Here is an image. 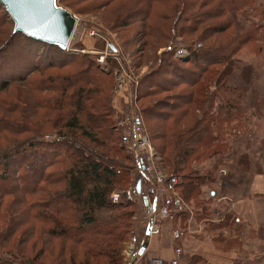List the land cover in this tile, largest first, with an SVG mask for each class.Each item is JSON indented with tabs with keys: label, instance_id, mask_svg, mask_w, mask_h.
I'll list each match as a JSON object with an SVG mask.
<instances>
[{
	"label": "trees",
	"instance_id": "trees-1",
	"mask_svg": "<svg viewBox=\"0 0 264 264\" xmlns=\"http://www.w3.org/2000/svg\"><path fill=\"white\" fill-rule=\"evenodd\" d=\"M109 1L58 0L62 6L81 13L96 11ZM140 3H143L141 7L125 11L121 16L138 22L137 32L165 40L167 49L171 50L166 62L159 60L160 71L138 81L136 97L140 100L175 88L179 90L172 101L157 104L152 113L165 126L163 146L175 154L176 160L166 161L167 165L171 161V175L181 178L179 191L185 199H198L203 184L214 180L218 161L221 162L231 149L223 137L226 127L243 115L239 95L227 84V78L235 68L233 56L243 47L250 45L256 52L264 49V0H140ZM0 12V36L5 34L0 41V96L14 83L27 89L24 102L0 98V101L9 102L5 104L4 113L10 115V118L0 115V134L29 135L16 143L13 153L0 155V222L7 233H14L21 225V217L13 218L15 213L28 216L32 221L48 224L47 233L51 237L72 241L84 255L105 258L108 264H116L120 259L117 245L130 232L133 216V211L127 208L131 200L112 203L109 198L115 181L121 183L126 178L125 173H116L117 166L123 164L114 161L105 151L100 154L103 158L98 160L92 152L86 154L66 139L43 141L36 135L41 132V126H58L72 134L83 135L104 150L121 152L124 146L115 142L110 118L113 113L108 99L112 89L111 71L105 72L89 55L65 53L56 45L13 32V22L1 3ZM154 17L156 22L152 21ZM120 21L122 18L115 22L118 25ZM7 22L11 24L9 33L3 28ZM123 26L124 23L121 28ZM202 27L199 40L222 33H228L229 39L213 45L212 49H204L201 45L202 50L191 51L184 63L187 65L179 66L181 59H171L175 38L179 36L188 41V37ZM27 52H35L36 61ZM51 54L54 57H50ZM68 67L72 69L56 74L48 72ZM248 69L243 73L247 82ZM26 95L31 104H27ZM196 111L200 116L191 123V130L186 134L173 133L175 122ZM15 114H19L18 117H14ZM184 138L188 145L182 142ZM110 141L113 143L109 144ZM104 155L115 168H109ZM213 158L215 162L209 168L193 166V163L203 164ZM242 159L245 162H241ZM240 163L248 166L246 155L240 156ZM27 174H32L28 185L24 182ZM59 183L64 184V189L49 194L48 186ZM17 191L23 192L22 199L13 195ZM11 195L15 197L8 201ZM164 203L173 212L172 205L166 200ZM198 205L196 217H200ZM205 210L201 208L204 215L207 214ZM173 213L174 220L184 221L188 217L187 212ZM224 222L216 225L222 227ZM20 234L15 242L20 250L14 248V244L9 247L24 256L21 244L28 232L22 234L20 231ZM2 242L7 241L3 239ZM74 257L71 253L65 260L59 257L50 264H90L87 259L77 263Z\"/></svg>",
	"mask_w": 264,
	"mask_h": 264
},
{
	"label": "rangeland",
	"instance_id": "rangeland-1",
	"mask_svg": "<svg viewBox=\"0 0 264 264\" xmlns=\"http://www.w3.org/2000/svg\"><path fill=\"white\" fill-rule=\"evenodd\" d=\"M142 5L143 3L141 4L140 0H110L109 3H107L104 7H101L98 10L89 13L77 12L75 8L64 6L73 17H77L80 20L79 27H81L84 35L82 41L77 44L78 47H86L92 51L102 52L105 50V42L106 40H108L112 42L113 45L117 48L116 51L110 49V55L107 56L106 60H104L107 63V67L103 70L105 72L111 71L112 75V89L108 97L110 105L112 107L111 109H113V113L110 118L112 120V127L115 132V142H118V144L120 142L122 146H124L123 149L121 148L122 151L115 154L111 150H104V148H101L95 142L86 140L83 135L72 134L71 132H69V130L60 129V127L58 126L55 128H44L41 126V132L36 134L37 136H39L38 139L43 141H46L42 139L43 136L56 134L57 137L62 140L66 139L67 142H73V145L75 147L82 148V150L86 154L92 152L95 155V159H101L102 156L100 154L105 151L108 156H110V158H112L114 161L123 164L117 166L121 168V172L116 171V173L118 172L119 175H123L125 173L124 176L126 178L121 183L115 181L114 187L109 192V196L113 191H117L120 194L123 193V195H120V198L123 199V201L128 200L125 197L127 195L126 191H130L134 180L139 175L138 169L135 168L134 156L130 152L129 148L126 147V143L123 142L124 139L122 138V134H125L126 129L128 130V124L127 126L125 124L118 126V124H120V121H123L125 123L126 116L128 118L130 115V113L126 111L127 107H129L131 111H136L140 118V135L144 136L146 140V143L142 147V150L148 155L150 153L152 154L149 161L152 167L151 174L149 172L148 176H152V178L155 176L153 184H155L158 190L161 191L162 197L164 196V199L171 198L175 195L168 188L167 180L169 176L173 175H171V170L173 168L171 167V161L170 164L168 163V165L166 161L167 159L176 160L175 154H173V151L170 152L169 150H166L165 146H163V144H165V126L161 119H158V116L152 113V110L157 106V104L172 101L171 99L174 98L175 94H177L179 90L175 88L166 93L150 95L146 98H141L140 100L137 99L135 91V86L138 84L139 80H141L145 76L151 75L152 73L156 72V70L160 71L159 65L161 62L159 60L163 59L162 62H166L170 57L168 51H170L171 49H167L168 47L165 40L161 41L152 36L145 35L142 32H137L138 22L131 21L127 16H121L123 12L128 11L132 8H139ZM163 11L166 10L163 9ZM117 18H122V21L118 22V25L115 22ZM152 21L156 22L155 17ZM122 23H124V29L121 28ZM10 27V22L3 24V28H5L8 33L10 32ZM92 29L96 31V35L94 36L90 35L89 33ZM202 29L203 27L200 28V30L198 29L196 33H192L191 36L188 37V41L182 39L179 36L175 38V48L173 49L174 57L172 56L171 59L178 58V54L175 53L176 48L185 47V50L187 51V55L184 54L182 58H179L182 60L179 61V63L181 64H178L177 62L179 66L184 67V65H187L184 63L188 60L191 51H195L197 49L202 50V47H204V49H212L211 47H214L213 45H220L229 39L228 33H222L212 35L209 38H205V40H199L198 37ZM4 35L5 34L0 36V41H3L2 39ZM201 45L202 47H200ZM14 47H16V44L14 45ZM77 53L86 54L81 52ZM27 55H30L31 57L33 56V61H36L35 52H27ZM86 55H89L95 60V57H93L94 54ZM50 57H54V54H51ZM233 57H235V68L230 77L227 78V84L236 89V93L237 95H239V107L243 112V115L242 117L240 116L239 118L232 120L229 123L228 127H226V130L223 133V137L228 140L230 147L232 145L231 143L233 141L235 142V140L237 141V143H240L239 145H242L246 140L245 148L248 146L249 148L254 147L253 156L260 159L261 152H259L260 150L258 148L264 149V49L262 48V51L256 52V49H253L250 45H248L243 47L239 51V53L235 54ZM37 62H39L40 64H44V62L42 61L37 60ZM202 63L204 64L205 61L203 60ZM71 67L64 68L62 71L49 70L48 72L52 74L66 72L71 70ZM247 67H249L248 82L243 78V73L247 72ZM115 69H119V71L121 70L124 74L123 84L121 87H119V81L116 79ZM175 78L177 77L175 76ZM26 92V87L23 88L19 84L14 83L5 92H3L0 98L4 96L9 100L17 99L24 102L25 99L23 95H25ZM29 98V95L28 98L26 95L27 104H31L30 100H28ZM6 103L9 102L0 101V115L10 118V115L4 113ZM139 109L142 110L144 115H141V113H139ZM164 109L165 108H163V110ZM18 115L19 114H15L14 117H18ZM199 116L200 114L196 111L194 113H191L189 116H186L183 119L175 122L172 126L173 133L186 134L187 130H191V123L195 122V120H198ZM28 136L29 135L26 133L17 136L8 135L5 132L0 134V155L13 153L16 148V143ZM189 141H191L190 138ZM182 142L186 145L189 144L186 138H184ZM112 143V141L109 142V144ZM256 149L258 151H256ZM171 150H173V148ZM229 152L226 155H228ZM125 153L127 156H125ZM105 156L106 155H104V159L106 160L107 156ZM240 156L241 155L239 154V156L236 157V162L239 166H241L243 170L247 171L248 167H246L245 164L240 163ZM243 159L241 162H245ZM214 162L215 159L213 158L205 161L203 164L193 163V166L196 169H204L211 167ZM107 163L110 169L115 168V165H113L112 162L107 161ZM173 163L174 162H172V164ZM218 164L223 165L222 160L221 162L218 161ZM218 164L214 172L215 174H217V169L219 167ZM258 166V164L252 165V171L255 172ZM13 167L16 168L17 165H13ZM13 167H11V169ZM61 167L65 168L64 166ZM179 173H187V171H179ZM218 174L222 175L224 173L219 171ZM31 176L32 174H27V177L24 180L25 184H30ZM173 176L176 177V183L173 187L174 191L177 192V194L180 195V197L184 200V204L188 205L191 208L192 216L190 217L188 213V217L186 220H174L175 218L172 219L167 217L166 215L162 216L159 210V213L156 217V231L147 237V241L149 239V242L152 243L155 238L169 237L172 246L176 243H179L181 246H183V244H186L189 240H195L199 238L198 236L190 237V234L194 232V229L198 231L197 235L201 236V226L192 228L193 230H189L187 220L194 218V221H197L196 223H199L201 225V220L210 216V214L204 215L201 212V208L207 207V204L212 202V198H209L207 192V189L209 187H212V183L209 182L207 184H203L198 199H196L195 197H190L191 199H185L178 189V184L180 183L181 178L178 177V175ZM157 178H160L161 180H158ZM150 184L151 182H146V185ZM207 185L208 188L205 187ZM64 187V184L59 183L56 185L48 186L47 190L50 194L54 191H61L64 189ZM13 195L19 197V199H22L23 192L17 191ZM15 196L11 195L9 196V198H6L8 199V201H11ZM31 201H34V199H32ZM131 202V206H127V208L133 211L132 227L127 237L123 241H121L119 245H117L120 259L118 262H116V264H126L125 257L126 253L130 249V245L132 250H134L138 247V240L144 237L142 230L144 223L146 222L148 217L146 209L142 206L140 201L136 200L135 198H132ZM197 204L200 205V217H196L195 214L198 209ZM24 207L27 208V205L25 204ZM17 217H21V225L14 233H7L5 225L0 222V264H50L51 261L53 262L55 261L54 259L59 257L65 260L66 258H68V256L71 255V253L75 254L74 258L77 263L83 259H87L90 264H108V260L105 258H91L84 255L74 246L73 242L70 240H61L59 238L51 237V235L47 233L49 228L48 224L32 221L33 219L31 218V220L30 218H28V216L25 217L22 214H20L19 216L18 213H15V216L13 218L16 219ZM24 219L26 221L23 223ZM236 220V216L234 217L229 215L228 222H235ZM228 222L226 221L224 222V224ZM175 227H181L185 229L183 231V237L179 239L173 238L172 229ZM20 231L22 232V234L25 233V231L28 232V235L21 244V253L25 257L17 253L16 250H12L9 247V245L14 244L15 246L13 247L20 250V247H17V245L15 244V242H17V240L21 236ZM223 231L228 232L227 230ZM214 232L215 231L211 232L210 237L215 236L216 233ZM217 232H219L220 236H222V234H225V236L227 235V233H224L222 231ZM3 239H6L7 241L6 243L4 242L5 244L2 242ZM198 243H201V241H191L192 245L189 249L195 248V250H197V247L195 245H197ZM213 246L215 249L221 252H228L235 248L237 245H235L234 242L230 244H222L217 242L214 243ZM237 247H239V244ZM64 248L65 252H63ZM189 262L190 264H201L203 261L201 260L200 256L192 255ZM64 264L67 263L64 262Z\"/></svg>",
	"mask_w": 264,
	"mask_h": 264
},
{
	"label": "crops",
	"instance_id": "crops-1",
	"mask_svg": "<svg viewBox=\"0 0 264 264\" xmlns=\"http://www.w3.org/2000/svg\"><path fill=\"white\" fill-rule=\"evenodd\" d=\"M239 138V137H237ZM228 155L222 159V164L217 169V174L211 182L212 187L205 186L212 202L207 204L205 212L210 214L208 218L201 220V225L188 219V229L193 230L201 226V236L194 229L190 237L198 236L195 240H189L183 244L181 264H190L192 255H198L203 261L201 264H264V149L260 159L253 156L254 147H246V140L242 145L233 141ZM248 151V152H247ZM256 151H258L256 149ZM246 155L248 158V170L245 171L236 162V157ZM258 164L257 170L252 171V165ZM220 169H225V174L219 175ZM202 189V187H201ZM236 216V221L226 220V216ZM227 221L222 227L216 224ZM147 221L143 226L144 237L138 240L137 255L138 264H150L152 257H160L164 264H170L173 258V246L170 238H155L151 243L147 241ZM227 230L225 232L223 230ZM215 231V236L210 237ZM225 234L220 236L219 232ZM218 235V236H217ZM191 241L200 242L195 248H190ZM230 244L235 247L228 252H221L214 248V243ZM194 246V247H195Z\"/></svg>",
	"mask_w": 264,
	"mask_h": 264
},
{
	"label": "built area",
	"instance_id": "built-area-1",
	"mask_svg": "<svg viewBox=\"0 0 264 264\" xmlns=\"http://www.w3.org/2000/svg\"><path fill=\"white\" fill-rule=\"evenodd\" d=\"M76 19V25L74 27V30L70 36V39L64 49V52L67 53H86V54H94L93 57H95V60L97 64L100 66V68L105 69L107 67L106 58L107 56L110 55V41L106 40V48L104 51L99 52V51H92L88 48H83V47H78L77 44L82 41L84 32L81 31L79 33L78 31V24H80L79 18L75 17ZM90 35L94 36L96 35V31L94 29L90 30ZM112 43V42H111ZM178 47V46H177ZM117 49V48H116ZM116 51V50H115ZM175 53H177L178 58H182L184 54L187 55V51L185 50V47H179L176 48ZM115 74H116V79L119 81V87L122 86L123 84V72L119 69H115ZM131 107V106H130ZM130 110V111H129ZM128 113H130L129 117L125 119V123L123 121H120L121 125H126L128 124V130L126 129L125 134H122V138L124 139V143H126V147L129 148L130 152L134 156L135 160V168L138 169L139 175L138 177L134 180L132 187L129 190H127V195L125 196L128 200H131L132 198H135L136 200H139L142 206L146 209L147 213V223H148V229L149 233L146 235L148 237L149 235L153 234L156 231V217L157 214L159 213V210L162 214V216L166 215L169 218L174 217V211L175 212H187L189 213L190 217L192 216V210L191 208L184 204V200L180 197V195L177 194V192L174 191V185L176 183V177L175 176H169L167 183H168V188L175 194L171 198H166L164 199V196L162 197L161 191L158 190V188L155 186L154 179L155 176L152 178V176H148L149 172L151 174V164H150V156L152 154L150 153L149 155L145 153L142 150V147L145 145L146 140L144 136L140 135V118L137 114L136 111H131L129 107H127L126 110ZM42 139L46 141H53L55 139H58L56 134L53 135H48V136H43ZM97 158V157H96ZM116 171L121 172V168L117 167ZM221 172L225 174L224 169H220ZM117 172V173H118ZM158 180H161L160 178H157ZM140 183V189L139 192L135 191V184L136 182ZM146 182H151L150 185H146ZM132 194V195H131ZM120 194L117 191L111 192L109 198L112 203H118L119 201L123 200L120 198ZM133 196V197H132ZM163 199L168 201L173 207V212L169 211L167 203H163ZM162 202V204H161ZM172 236L174 239H179L183 237V231L185 229L181 227H175L172 229ZM182 246L179 243H176L173 245V258L170 261V264H181V256H182ZM139 255H137V248L132 250L131 245L130 249L126 253V264H138ZM150 264H164L163 260L160 257H152L150 260Z\"/></svg>",
	"mask_w": 264,
	"mask_h": 264
},
{
	"label": "water",
	"instance_id": "water-1",
	"mask_svg": "<svg viewBox=\"0 0 264 264\" xmlns=\"http://www.w3.org/2000/svg\"><path fill=\"white\" fill-rule=\"evenodd\" d=\"M13 22V32H21L29 38L53 44L64 50L76 25V19L58 0H28L14 3L13 0H0ZM113 51L116 47L109 43ZM139 181L135 191L139 192ZM149 229L146 231V235Z\"/></svg>",
	"mask_w": 264,
	"mask_h": 264
},
{
	"label": "snow or ice",
	"instance_id": "snow-or-ice-1",
	"mask_svg": "<svg viewBox=\"0 0 264 264\" xmlns=\"http://www.w3.org/2000/svg\"><path fill=\"white\" fill-rule=\"evenodd\" d=\"M14 3H26L28 0H13Z\"/></svg>",
	"mask_w": 264,
	"mask_h": 264
},
{
	"label": "bare ground",
	"instance_id": "bare-ground-1",
	"mask_svg": "<svg viewBox=\"0 0 264 264\" xmlns=\"http://www.w3.org/2000/svg\"><path fill=\"white\" fill-rule=\"evenodd\" d=\"M74 18H75V17H74ZM77 26H78V31H79V33H81L82 30H81V27H79L80 25L78 24Z\"/></svg>",
	"mask_w": 264,
	"mask_h": 264
}]
</instances>
